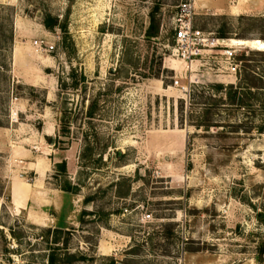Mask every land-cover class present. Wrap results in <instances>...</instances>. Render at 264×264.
Listing matches in <instances>:
<instances>
[{
	"label": "rangeland",
	"instance_id": "rangeland-1",
	"mask_svg": "<svg viewBox=\"0 0 264 264\" xmlns=\"http://www.w3.org/2000/svg\"><path fill=\"white\" fill-rule=\"evenodd\" d=\"M184 1L0 0V264H264V49L238 46L262 83L229 104L239 75L171 55ZM194 1L202 30L264 40V0Z\"/></svg>",
	"mask_w": 264,
	"mask_h": 264
},
{
	"label": "built area",
	"instance_id": "built-area-1",
	"mask_svg": "<svg viewBox=\"0 0 264 264\" xmlns=\"http://www.w3.org/2000/svg\"><path fill=\"white\" fill-rule=\"evenodd\" d=\"M195 1L187 0L178 5V10L173 21L174 43L171 55L186 65L188 70H197L204 67L215 72V75L227 74L233 78V83L240 74L241 62L237 60L239 47L232 45L229 38L214 35L197 27L194 24ZM33 45L43 51H52L54 46L46 39L39 38ZM194 68V69H193ZM174 85L182 92H189V84H180L178 79ZM151 218L149 212L142 214V220Z\"/></svg>",
	"mask_w": 264,
	"mask_h": 264
},
{
	"label": "trees",
	"instance_id": "trees-1",
	"mask_svg": "<svg viewBox=\"0 0 264 264\" xmlns=\"http://www.w3.org/2000/svg\"><path fill=\"white\" fill-rule=\"evenodd\" d=\"M154 22V19L151 18V23ZM55 21L53 19L50 20V22H44V25L46 27H52L54 26ZM151 34H155V32H148V35ZM223 37V36H220ZM260 55H264V54H260ZM237 60H239L240 62L242 60H249L246 58H238ZM254 65L251 63H245V65L240 64V72L241 74H239V79L237 81V84H230L228 93H227V99L229 100V104H233L236 105L239 108H244V106H246L247 104H249L248 102L253 98L255 99V95L258 94V89L261 88L260 84L262 83V77L260 74H258L256 71H254ZM254 90V91H253ZM264 103V100H263ZM92 113V111H89V115ZM209 124H206L205 126L207 127ZM0 126L1 123H0ZM262 130V129H260ZM57 167L59 168L60 172L65 174L66 171V166H65V162H60L57 164ZM61 189L63 191H68V192H75L74 187H71L69 184H65L63 186H61ZM87 200V199H86ZM59 232H62L61 229L55 228L54 229V233L57 234ZM12 237L15 238V234L11 233ZM55 251H51V253L47 256V262L48 264H56V261L58 260L57 258V254L54 253ZM64 257L61 259L62 263H70L72 262V258L73 256L64 253L63 254Z\"/></svg>",
	"mask_w": 264,
	"mask_h": 264
},
{
	"label": "crops",
	"instance_id": "crops-1",
	"mask_svg": "<svg viewBox=\"0 0 264 264\" xmlns=\"http://www.w3.org/2000/svg\"><path fill=\"white\" fill-rule=\"evenodd\" d=\"M216 76H226L229 77L227 74L224 75H216ZM16 188V189H15ZM14 188V185L11 187V197L13 199V203L16 205L17 208H21L23 205V200L26 197L27 193H26V188H19L17 185ZM18 192H17V191ZM20 194V195H19ZM22 194V195H21Z\"/></svg>",
	"mask_w": 264,
	"mask_h": 264
},
{
	"label": "bare ground",
	"instance_id": "bare-ground-1",
	"mask_svg": "<svg viewBox=\"0 0 264 264\" xmlns=\"http://www.w3.org/2000/svg\"><path fill=\"white\" fill-rule=\"evenodd\" d=\"M231 39L232 38H229L230 40V43L232 45H237L239 46L240 44H244L248 47H251V48H254V49H264V40H256V39H250V40H244V41H241V42H236L235 44L231 42ZM20 195V194H19ZM22 195V194H21Z\"/></svg>",
	"mask_w": 264,
	"mask_h": 264
}]
</instances>
